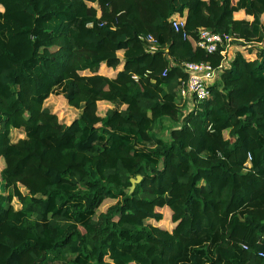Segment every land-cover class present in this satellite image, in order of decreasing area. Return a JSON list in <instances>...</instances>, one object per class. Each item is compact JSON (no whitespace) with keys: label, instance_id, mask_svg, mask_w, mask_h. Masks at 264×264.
<instances>
[{"label":"trees","instance_id":"trees-1","mask_svg":"<svg viewBox=\"0 0 264 264\" xmlns=\"http://www.w3.org/2000/svg\"><path fill=\"white\" fill-rule=\"evenodd\" d=\"M184 62L216 76L181 113ZM0 188V264H264V0H0Z\"/></svg>","mask_w":264,"mask_h":264},{"label":"built area","instance_id":"built-area-1","mask_svg":"<svg viewBox=\"0 0 264 264\" xmlns=\"http://www.w3.org/2000/svg\"><path fill=\"white\" fill-rule=\"evenodd\" d=\"M185 15H175L171 19L172 28L175 31L184 29ZM184 36V35H183ZM196 45L204 52L210 54L222 48L221 54H225L229 51V45L231 42L240 40L236 39L230 34L214 33L208 29H200L197 33ZM146 41L154 43L152 37L148 36ZM151 49H155L154 46ZM182 71L187 74V78L184 81L179 82L177 97L180 101L186 102L188 100H194L195 102H201L209 99L210 90L209 86L212 85L216 71L211 67L208 62H184L182 64ZM246 249L245 246H243ZM258 257L264 258V251L258 252Z\"/></svg>","mask_w":264,"mask_h":264},{"label":"rangeland","instance_id":"rangeland-1","mask_svg":"<svg viewBox=\"0 0 264 264\" xmlns=\"http://www.w3.org/2000/svg\"><path fill=\"white\" fill-rule=\"evenodd\" d=\"M252 21V18L249 22ZM229 57L232 56L234 52L240 49V46L237 42L233 41L229 45ZM62 91L61 89H55L53 92V95L49 97V99L46 101L45 105L46 107H49L51 109V112L53 115H55L59 122H64L66 124H69L72 120H75L79 115L80 111L75 110L71 107H69L63 100H62ZM178 107L181 111V113H186L188 110H190L194 106V102L192 100H188L186 102H182L177 97L176 100ZM99 113L104 114L106 110L108 109H120L116 104H110L103 101H99L97 103ZM172 124H170L168 121L163 120L156 125L154 131L157 132L159 137L166 138L168 136V130L171 128ZM227 136V134H225ZM18 137H21L19 135ZM0 193H4L5 196H7L9 193L11 194V191H3V188H0ZM116 199H105L101 206L97 209L98 213L105 211L108 207L114 205L116 203ZM120 201V200H118ZM117 201V202H118ZM13 205L17 207L16 200H14ZM164 222L163 227L167 229H171L172 225L169 222V214L164 211Z\"/></svg>","mask_w":264,"mask_h":264},{"label":"crops","instance_id":"crops-1","mask_svg":"<svg viewBox=\"0 0 264 264\" xmlns=\"http://www.w3.org/2000/svg\"><path fill=\"white\" fill-rule=\"evenodd\" d=\"M233 18H234V20H246V21H250L251 20V17L245 16V15H243L240 12L234 13L233 14Z\"/></svg>","mask_w":264,"mask_h":264},{"label":"water","instance_id":"water-1","mask_svg":"<svg viewBox=\"0 0 264 264\" xmlns=\"http://www.w3.org/2000/svg\"><path fill=\"white\" fill-rule=\"evenodd\" d=\"M130 181H131L130 191H132L134 188V184L140 181V177H137L136 179H131Z\"/></svg>","mask_w":264,"mask_h":264}]
</instances>
